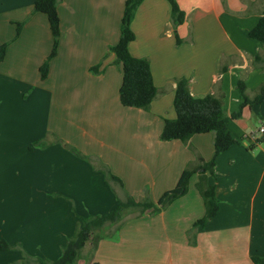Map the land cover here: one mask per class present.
<instances>
[{
    "label": "crops",
    "instance_id": "crops-1",
    "mask_svg": "<svg viewBox=\"0 0 264 264\" xmlns=\"http://www.w3.org/2000/svg\"><path fill=\"white\" fill-rule=\"evenodd\" d=\"M34 1L0 0V240L32 264L56 261L80 217L103 216L133 198L141 170L157 201L184 170L211 160L213 133L185 143L159 139L164 120L175 118L176 80L185 78L196 98L222 96L228 117L239 111L238 81L250 99L264 83V48L248 36L264 0H176L184 13L177 26L166 0H143L128 51L148 60L158 91L146 111L125 108L118 97L121 66L110 48L126 0H57L60 37L45 80L38 69L52 38ZM253 120L260 122L254 130ZM263 125L264 102L230 120L236 143L208 178L218 212L204 226H193L204 215L197 190L190 192L193 175L186 195L168 207L105 227L111 232L91 254L92 239L86 243L76 264H264ZM38 141L45 147H34ZM106 173L122 187L106 183ZM22 260L18 250L0 251V264Z\"/></svg>",
    "mask_w": 264,
    "mask_h": 264
},
{
    "label": "trees",
    "instance_id": "trees-1",
    "mask_svg": "<svg viewBox=\"0 0 264 264\" xmlns=\"http://www.w3.org/2000/svg\"><path fill=\"white\" fill-rule=\"evenodd\" d=\"M143 0H126L124 3L122 18L120 22V36L118 43L110 48L115 61L121 66V85L118 91L120 104L125 108H133L146 111L152 101L156 98L158 91L153 84L150 65L145 58H134L128 51V45L134 40L131 23L136 9ZM171 9V20L175 26L184 20V13L178 6L176 0H166ZM57 0H35L33 12L46 17L52 38V47L49 56L38 69L41 80L48 75L50 61L56 56L59 37L60 20L56 10ZM21 25H16V38L20 33ZM249 38L257 41L264 48V16L262 15L256 25L249 31ZM177 44L179 40L177 39ZM5 45L0 47V60L3 58ZM261 57L255 58V63L261 61ZM95 71V69H92ZM236 89L240 97V106L237 113L226 116L223 109V97L207 94L203 97H194L188 87L185 78L176 80V89L173 99L175 118L164 120L159 139L162 142L180 141L187 142L194 135L213 133V157L210 161H200L198 165L184 170L175 187L165 192L155 203L145 201L137 202L132 197L126 196L125 201H118L116 207L103 216L80 217L79 226L74 234L67 240L61 249L60 257L53 262L36 259L35 264H76L81 250L88 243L94 233L102 230L105 226H113L120 223L125 212L139 209L140 213H157L168 207L176 200L186 195L188 184L193 175L198 176L196 190L202 199L204 215L194 223V227L204 226L214 218L218 212V201L215 195V186L208 185V178L214 177V167L217 157L233 146L236 141L228 131L230 120L240 118L245 108H252L264 102V83L257 89L255 95L250 99L246 96L245 86L238 81ZM255 142H258L256 139ZM34 147H45L40 141L35 142ZM76 156L81 155L72 151ZM81 158H84L81 156ZM114 183L119 187L121 182L110 173H106V183ZM98 240V239H97ZM18 250L22 256L19 263L10 264H32V260L18 246H11L4 240H0V251L8 252ZM97 264V263H91Z\"/></svg>",
    "mask_w": 264,
    "mask_h": 264
},
{
    "label": "rangeland",
    "instance_id": "rangeland-1",
    "mask_svg": "<svg viewBox=\"0 0 264 264\" xmlns=\"http://www.w3.org/2000/svg\"><path fill=\"white\" fill-rule=\"evenodd\" d=\"M187 45H190V43H188ZM252 122L253 123L251 125V128L253 126V130H254V128H258L259 127L260 122L258 120H253ZM147 178H146L145 172L143 170H141V175H140V178H139V182L137 180L133 181V183H134L133 187L136 190L132 191V192H128V193H130L133 196L134 200L137 201V202L149 201V202L155 203L156 199H152L151 198V196H154V195H153V192H152L151 183H149V181H147ZM196 182H197V178L195 176L191 180V183L189 185V187L191 189L190 190L191 193H195V190H196L195 184H196ZM136 184H138L139 187H136ZM126 196H128V195H126ZM126 196H125L124 200H122V201L126 200ZM197 197H195V199H194L195 201L197 200ZM200 200H201V205H203L202 199H200ZM138 212H139V209H133V210H129V211L125 212V214L123 215V218L120 221V223H122V221L124 219H126V217L128 216L129 213L135 214V213H138ZM110 232H111L110 228H107V229L103 228L102 230L95 232L94 233L95 236H93L92 240H91V246L89 247L88 254H91L93 252V249H94V246H95V243H96L97 239L99 237H101V236L108 235Z\"/></svg>",
    "mask_w": 264,
    "mask_h": 264
},
{
    "label": "built area",
    "instance_id": "built-area-1",
    "mask_svg": "<svg viewBox=\"0 0 264 264\" xmlns=\"http://www.w3.org/2000/svg\"><path fill=\"white\" fill-rule=\"evenodd\" d=\"M260 132L261 133L264 132V125L261 127ZM251 138L256 141V139L254 137H251Z\"/></svg>",
    "mask_w": 264,
    "mask_h": 264
}]
</instances>
